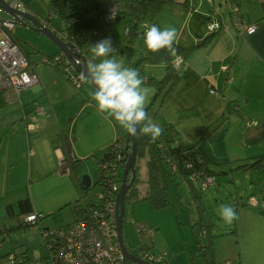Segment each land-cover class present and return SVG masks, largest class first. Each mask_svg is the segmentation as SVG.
<instances>
[{
    "label": "rangeland",
    "instance_id": "obj_1",
    "mask_svg": "<svg viewBox=\"0 0 264 264\" xmlns=\"http://www.w3.org/2000/svg\"><path fill=\"white\" fill-rule=\"evenodd\" d=\"M24 1L37 15L51 19L54 24L58 23V18L49 14L46 0ZM76 1H81L83 3L81 5L86 6L98 1L102 5L104 14H106L108 3L115 0H73L75 3ZM0 15L3 17L10 16L5 9L1 8ZM125 23V17H117L111 21V26L117 41L122 47V51L116 56L122 58L125 65L130 67L131 63L140 55V52L139 49H136V45H127ZM205 30H207L206 26L203 27V32H206ZM13 32L20 43L26 45L27 48L33 47L32 44L37 46L38 50L32 53L33 58L39 61L38 64H35V70L40 75L44 71L47 77H52L56 70L54 65L44 63L41 60L44 54L51 53L54 49L58 50L57 44L43 33L26 26L20 21L16 22ZM145 71L147 76L160 78L165 72V65L149 64L145 67ZM55 85L60 87L58 84ZM183 85H187L184 71L181 72L163 101L164 91L158 94L157 100L148 113L153 122L161 127L166 123H170L178 139H181L184 143L193 144L197 149L202 135L195 136L192 134L189 136L179 126L181 122H188L186 118L193 113L194 109L193 104H187L193 103V99L190 98L192 94H183ZM85 87L87 90L88 88H94L92 84L86 83L82 88L84 93H88ZM143 87L147 92L146 105H148L157 89L152 83L147 82H144ZM74 88L80 89L75 86ZM38 93L32 92L30 89H24L20 99L8 101L0 107V226L2 228L17 226L21 221L18 200L25 196H30L33 199L35 211H44L47 214L34 226H18L11 229V238L1 241L0 251L26 250L30 258H41L47 255L48 248L41 228L44 226L54 228L74 220L75 215L72 204L80 197L79 190L73 183L70 174L64 173L66 178H60L58 175L54 176L51 173L53 169L52 155L47 148L45 149L46 145L41 150L46 137L37 143L31 141L33 131H29L27 128V123L31 120L30 112L27 111L32 103L23 105L33 100L36 94L37 97L44 98L42 91L40 93L42 96ZM90 99L93 101L92 98ZM53 101L57 109L62 112V97L57 96V98H53ZM73 102H75V99ZM82 106L74 110L75 114L73 113L74 116L69 121L70 125L74 126L72 134V138H75L73 150L78 157H83L77 174L79 176L88 174L94 180L97 170L96 157H100L104 153L105 147L111 141L119 135L125 136L127 132L119 124V126L115 125V121L113 127L109 125L101 112L94 110L93 107L86 109V106L83 108ZM201 117L203 116L192 117L190 123L188 122L189 125L195 126L200 122L203 123L204 120ZM172 118L176 121L170 120ZM31 150H37V154L30 153ZM213 165L216 170V180L206 190H202L196 182L193 183L192 190L187 183H182L178 186L180 193V196H178L174 182L162 177V182L168 186V197L170 199V204L165 207L155 208L150 200H142L136 203L126 200L122 227L126 243L135 251H138L137 247L140 245L143 247L148 245L154 246L156 250L167 251L171 256L183 250L187 262H189L190 251L186 248V245L193 244L196 236L189 220L186 205L189 206L196 219H199V216L202 215L200 220L206 218L205 223L214 220L224 229L233 227L234 225L226 224L223 221L218 214L219 209L223 205L234 207L232 198L236 196L237 192L240 195L251 194L254 191V186L250 183L249 173L241 167H237L235 163L224 162L213 163ZM60 169L61 165L58 160L54 170L62 175ZM139 175L143 178L146 176L144 160L141 161ZM193 192L201 193L198 198H195ZM11 204L14 206V213L8 208V205ZM134 220L146 222L155 228L157 233L151 235L147 231H139ZM201 226L203 228L199 225L196 227L199 236H201L203 229L206 232L207 228L204 224ZM212 231L217 233L220 228H213ZM7 259L6 255L4 262H7ZM132 263V261L127 262V264ZM194 264H201L200 259H197ZM215 264L220 263L216 260Z\"/></svg>",
    "mask_w": 264,
    "mask_h": 264
},
{
    "label": "crops",
    "instance_id": "obj_2",
    "mask_svg": "<svg viewBox=\"0 0 264 264\" xmlns=\"http://www.w3.org/2000/svg\"><path fill=\"white\" fill-rule=\"evenodd\" d=\"M233 2L239 4L248 21H258L255 32L243 36L231 24L230 7ZM75 4L83 3L76 1ZM28 7L31 9L29 5ZM214 15L229 27L216 32L208 29L203 32V27L207 28V21ZM44 20L49 25L52 23L51 19ZM157 25L161 28H177L180 32L178 42L183 45L188 46L205 40L203 45L196 46L187 54L182 64L187 81L182 92L192 94L190 98L193 103L187 104L194 106L193 113L188 115L186 121L190 123L192 117L199 115L203 116L201 118L204 121L195 126L181 122L179 126L189 136L202 135L197 145L199 155L210 163H228L264 154V0H171L163 6L157 17ZM211 33L214 34L210 35ZM21 45L29 53L31 60L38 64L39 61L32 56V53L38 50L37 46L34 44L33 47L27 48L26 45ZM55 69L50 78L42 71L41 75L38 74L39 83L26 88L39 92L38 94L42 91L44 98H39L36 94L33 100L23 106L32 103L27 111L31 117V120L28 119L27 128L33 131L31 141L37 143L46 137L41 150L46 145L45 149L52 155L51 173L66 178L64 174L56 173L54 168L59 156L65 153L64 136L72 140V152L75 154V138H72L74 126L69 123L75 114L74 110L83 104L82 108L86 106V109H98L89 95L93 88L87 90L85 87L88 93H84L82 88L85 83L77 90L63 72L57 67ZM21 93L19 98L14 100L20 99ZM57 96L62 97V112L53 101ZM38 101L50 112H39L35 108ZM101 115L109 125L114 126V119L105 118L103 113ZM170 120L176 121L174 118ZM253 120L257 123H253ZM115 125L119 126L116 121ZM30 153L37 154V150H31ZM248 195L250 194L240 195L237 192L232 198L233 204L238 202L235 208L238 219L233 221V229H224L213 220L216 223L215 228H220L213 240L216 260L220 264L227 259L230 264H264V209L248 204L245 201ZM193 217V222L196 223L194 213ZM197 226L194 225L193 228ZM156 233L154 230L150 234ZM196 245L195 240L193 244L186 245V248L192 251ZM178 246L179 244L177 248ZM145 248L155 249L154 246L148 245H145ZM167 255L174 264H194L200 259L196 257L194 262H191V259L187 262L183 250L174 253V256L168 252ZM200 263L203 264L201 259ZM0 264H3L2 259Z\"/></svg>",
    "mask_w": 264,
    "mask_h": 264
},
{
    "label": "trees",
    "instance_id": "obj_3",
    "mask_svg": "<svg viewBox=\"0 0 264 264\" xmlns=\"http://www.w3.org/2000/svg\"><path fill=\"white\" fill-rule=\"evenodd\" d=\"M169 1L171 0H116L120 8L117 17H125V27L128 26V31L126 32V43L127 45H136V49H139L140 52V55L131 63L130 67L139 69L144 82L152 83L157 89L151 98V102L146 107L147 112H149L161 91H164V96L162 97L163 101L165 95L173 87L175 81L180 75L183 64H180V70L177 71L174 68V65L176 64L175 58L170 56L166 50L153 53L145 47L143 42L141 22L148 18L152 21V24L157 25L158 14L161 12L163 6ZM46 5L48 7L49 14L51 16L54 15L59 20L57 24L50 23V26H52L64 40L74 45V51L79 55L80 59L86 61L87 63L91 61L93 55L90 52L91 46L105 38H111L113 46L117 49V52L113 55H118L122 51V47L117 41L111 26V21H108L105 18L100 2L94 1L89 6H82L73 3L71 0H46ZM212 34L214 33H211L210 35ZM210 35L208 37H210ZM204 43L205 40H202L199 43L187 46L177 42L175 44V47L177 48V56L182 55L185 61L187 54L193 48L203 45ZM32 46H34V44H32ZM27 54L29 55L28 52ZM44 55L47 58L53 56L60 57V62H45L51 63L57 67L70 80L68 75L69 70L67 67L70 66L71 62H67L63 59L62 51L60 49ZM149 64H164L165 72L163 76L160 78L147 76L145 67ZM85 83L86 82L84 80L82 85L78 88H81ZM7 102L8 100L6 99L4 93L0 92V107L5 105ZM170 125V123H166L162 126L163 133L155 140L152 139L150 135L138 132L136 177L134 183L126 192L125 201L130 200L133 203H136L142 200H150L155 208H162L170 204L168 186L162 182V177L174 182L178 196H180L178 191V186L180 184L187 183L191 188L193 187L194 182L197 183V181L190 176L194 169L202 170L209 174H216L213 163H211V165L208 161L204 160L199 155L198 150L193 144H187L182 142L181 139H178L176 133L172 129V125ZM71 142L72 140L69 137L64 136L65 152L68 155L72 152ZM115 146H117V149H115ZM131 146L132 141L128 137V134L125 136L120 135L105 147V151L101 156L108 158L112 156L115 151L122 154V158L120 159L123 160L131 153ZM168 158H172L173 161ZM82 160L83 157H78L74 154V159H71L72 172L70 173L72 176L71 179L79 190L80 196L88 192L87 190L81 189V176L77 174ZM142 160H144L146 165V176L144 178L139 175ZM172 162L176 164V169L174 170L172 168ZM188 163H190L191 166H189ZM232 163H235L237 167H241L249 173L250 183L255 189L252 193H259L261 188L264 187V154L251 159H237L232 161ZM96 167L97 170L95 172L93 184H106L110 175L105 174V169L100 167V163L97 160ZM119 175L121 176L120 180H122V174L119 173ZM130 179L131 173H129L128 177V180ZM193 194L195 198L199 197V192H193ZM76 201L72 204L73 210H75ZM244 203L245 202H243V204ZM237 204L238 202L233 204L234 208H236ZM199 205L200 204L198 203V206ZM18 206L19 215H21V217L25 213L35 211L33 199L30 196H25L19 199ZM8 208L12 211V213L15 212L12 204L8 205ZM186 208L189 213V220L193 226H197L196 224H198L199 227H202L201 225L204 224L207 227L205 234H201V236H199L198 231H196V227L193 230L194 235L196 236L197 245L194 250L190 251L191 262H194L196 257H200L203 264H215L216 254L213 247V240L218 233H214L212 229L216 227V223L213 220L205 223L204 220H206V218H202V220H200L202 215L199 216V219H197L196 223H194L192 211L188 205H186ZM35 224H37L36 221H27L21 218V221L17 224V226L11 228H2L0 226V241L5 240L6 236L11 238V229H15V227L34 226ZM220 234H222V232H220ZM8 252L9 250L0 252V259L3 260V264H8L7 262H4V257L8 254ZM21 252L27 257H30L26 253V250H21Z\"/></svg>",
    "mask_w": 264,
    "mask_h": 264
},
{
    "label": "built area",
    "instance_id": "obj_4",
    "mask_svg": "<svg viewBox=\"0 0 264 264\" xmlns=\"http://www.w3.org/2000/svg\"><path fill=\"white\" fill-rule=\"evenodd\" d=\"M16 10H31L24 0H5ZM1 9H4L0 6ZM118 3L108 4L105 18L112 21L117 18L119 13ZM231 24L236 28L240 35H248L256 31L258 21H248L241 12L238 3H231L230 7ZM9 17L0 15V92H3L8 101L19 98L23 89L39 83V75L35 70V62L31 60L26 50L22 47L13 29L16 22L22 17L21 14H9ZM151 25L152 21L148 18L141 22L143 33L145 25ZM228 24L221 22L215 15L207 21V29L212 32L228 28ZM128 26L125 27V32ZM75 49V47H73ZM62 57L67 62H71L67 67L69 77L75 87H80L84 82V76L77 70L76 62L62 52ZM61 58L53 56L42 57V62H60ZM82 60V59H81ZM47 61V62H45ZM184 58L178 55L175 63L182 64ZM51 64V63H49ZM35 108L39 112L49 113L50 111L43 104L36 102ZM257 123L256 120L252 121ZM117 149V146H115ZM117 151V150H116ZM122 154L115 152L112 156L96 157L100 167L105 169V174L110 175L106 184L94 185V180L88 187L86 194L81 195L75 205L74 220L58 227H42L41 231L44 241L48 248L47 255L41 258H30L22 254L21 250L11 249L7 254L8 264H127L129 261L121 247L119 240V231L117 226V216L119 213V203L117 195L122 180L119 173H123V167L126 159L121 160ZM71 159L74 154H61L59 156L60 171L70 174L72 172ZM173 161L172 158H168ZM191 166L190 163H188ZM173 170L176 164L172 162ZM197 181L202 190H206L216 180L215 174H209L202 170L194 169L190 175ZM97 186V187H96ZM252 206L264 209V187L256 194L248 195L245 200ZM237 202V201H236ZM46 216L44 211H31L22 215L23 220L36 221L37 223ZM135 221V220H134ZM138 230L153 233L155 228L146 222L135 221ZM205 230L202 231V235ZM9 238L6 236V239ZM1 245V241H0ZM150 264H174L168 259L166 251L145 248L140 255ZM135 264H138L135 262ZM222 264H230V261L224 260Z\"/></svg>",
    "mask_w": 264,
    "mask_h": 264
},
{
    "label": "clouds",
    "instance_id": "obj_5",
    "mask_svg": "<svg viewBox=\"0 0 264 264\" xmlns=\"http://www.w3.org/2000/svg\"><path fill=\"white\" fill-rule=\"evenodd\" d=\"M144 27L143 42L149 51L157 53L166 50L170 56L177 58L175 44L180 36L177 28H161L156 24ZM90 52L92 60L84 65V80L94 86L89 95L97 109L105 118L114 119L131 136L139 132L150 135L154 140L159 138L163 128L154 123L146 111L147 92L139 69L126 66L122 58L113 55L117 49L111 38L96 42ZM174 68L179 71L180 65L177 63ZM218 214L226 224L238 219L231 205L221 206Z\"/></svg>",
    "mask_w": 264,
    "mask_h": 264
},
{
    "label": "water",
    "instance_id": "obj_6",
    "mask_svg": "<svg viewBox=\"0 0 264 264\" xmlns=\"http://www.w3.org/2000/svg\"><path fill=\"white\" fill-rule=\"evenodd\" d=\"M0 6H2L9 14L16 15L19 13L22 17L19 19L20 22L24 23L26 26L43 33L51 40H53L59 49L64 52L68 57L72 58L76 62L77 70L85 76L84 65L87 63L84 60H81L79 55L74 51V45L68 43L64 40L57 32L54 30L52 26H50L42 16L37 15V13L32 10H16L11 7L5 0H0ZM128 134V133H127ZM128 137L132 141L131 153L127 157L126 163L123 167L122 173V182L117 195V200L119 203V213L117 216V226L119 231V240L121 243V247L125 253L126 258L129 261L137 262L138 264H150L147 260L143 259L140 255H137L132 251L128 244L125 241L123 236V220H124V208H125V195L127 190L131 187V185L135 181L136 177V160H137V135L131 136L128 134ZM129 173H131V179L128 180ZM81 186L86 188L91 183V176L88 174H83L81 176Z\"/></svg>",
    "mask_w": 264,
    "mask_h": 264
},
{
    "label": "flooded vegetation",
    "instance_id": "obj_7",
    "mask_svg": "<svg viewBox=\"0 0 264 264\" xmlns=\"http://www.w3.org/2000/svg\"><path fill=\"white\" fill-rule=\"evenodd\" d=\"M128 247H129L132 251H134V253H136L137 255H141V254L144 252V249H145V247H143L142 245H140V246L137 247V250H138V251L133 250V249L131 248L130 245H128Z\"/></svg>",
    "mask_w": 264,
    "mask_h": 264
}]
</instances>
